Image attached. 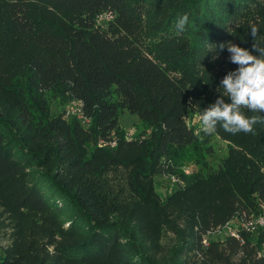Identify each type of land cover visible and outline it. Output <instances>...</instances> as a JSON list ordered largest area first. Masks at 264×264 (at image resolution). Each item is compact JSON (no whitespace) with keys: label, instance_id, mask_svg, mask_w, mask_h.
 <instances>
[{"label":"trees","instance_id":"16d2710c","mask_svg":"<svg viewBox=\"0 0 264 264\" xmlns=\"http://www.w3.org/2000/svg\"><path fill=\"white\" fill-rule=\"evenodd\" d=\"M252 26L264 46L261 0H0V207L16 230L0 264H264V228L200 242L259 213L264 122L255 134L190 125L239 67L218 45L259 55ZM48 99L63 110L52 114ZM72 102L86 122L66 116ZM125 113L140 125L134 138ZM216 139L227 145L213 168ZM119 170L126 194L108 176ZM161 173L184 187L162 199ZM163 228L175 234L166 251ZM33 230L48 237L40 246L31 236L37 257L17 245Z\"/></svg>","mask_w":264,"mask_h":264},{"label":"clouds","instance_id":"9594fccd","mask_svg":"<svg viewBox=\"0 0 264 264\" xmlns=\"http://www.w3.org/2000/svg\"><path fill=\"white\" fill-rule=\"evenodd\" d=\"M188 20L187 14L179 18L177 29L184 31ZM250 29L254 39L252 49L259 53L258 56L232 41L218 45L221 51L227 48L231 53L230 61L239 67L221 81L220 87L226 96L222 94L202 113L203 132L207 135L213 134L218 125L231 134H255L254 125L264 122V116L249 117L241 112L243 107L251 112L264 113V46L257 42L258 28L252 26ZM224 97H228L230 102H226Z\"/></svg>","mask_w":264,"mask_h":264},{"label":"rangeland","instance_id":"374dc122","mask_svg":"<svg viewBox=\"0 0 264 264\" xmlns=\"http://www.w3.org/2000/svg\"><path fill=\"white\" fill-rule=\"evenodd\" d=\"M264 2V0H261ZM107 17L100 16L99 19L105 21ZM50 106H51V113L52 114H58L63 110V106H60L58 101H54L52 99H48ZM71 106V103H67L64 108L68 109ZM120 125L124 130L126 131L128 138H134L136 134L138 133V128L140 129V125L137 122V117L135 115H131L129 113H125L120 118ZM190 125H193L195 129H203V125L201 123V117L197 114L193 115L191 118ZM149 134V133H148ZM143 138V137H141ZM103 145V144H101ZM215 147H216V157L209 160V163L213 168H215L218 164L219 158L223 157L225 150H226V141H220L219 139L215 140ZM194 170L193 165L184 166L182 171L189 175ZM110 177V182L114 186V189H122V193H127V188L125 186L124 180H125V173L123 170L119 171H113V174L108 175ZM174 178V180L172 179ZM155 190L158 193V195L163 199L167 196L171 195L174 191L182 189L184 187V180L177 175L176 173H172L171 175L168 173H161L159 176L155 177ZM129 194L126 196L128 197ZM255 215V214H250ZM67 225H65L66 227ZM231 227L233 229L238 228V220L234 218L231 222ZM197 230V228H194ZM16 232L15 227L13 225V222L9 218V215H7L5 212L2 211V208L0 207V254L3 253L6 249L12 247L15 240L14 233ZM247 233V232H243ZM34 235L35 241L38 242L40 246H44L47 242L48 237L42 233L41 231L36 232V230H33L32 232H27L24 234L21 239L18 242L19 247L26 248L30 255H34L37 257L38 254V246L35 243H29L31 240V236ZM228 237V230H224L220 233H214L210 235L209 240H222ZM56 241L58 242V239H60L58 236H55ZM175 242V234L171 231H169L166 228H163L161 233V240L158 242L160 244V247L162 250L166 251L167 248H169L171 245H173ZM54 245H46L47 251L52 254L53 253ZM40 255V254H39ZM198 259H202L203 257L200 255H197ZM45 264H50L49 260H46Z\"/></svg>","mask_w":264,"mask_h":264},{"label":"built area","instance_id":"2783aa9c","mask_svg":"<svg viewBox=\"0 0 264 264\" xmlns=\"http://www.w3.org/2000/svg\"><path fill=\"white\" fill-rule=\"evenodd\" d=\"M66 116L68 117H75L76 119L80 120L82 123L86 122V118L83 115V112L80 108V106L72 102L71 106L67 109L66 111ZM115 145V142H111V146ZM174 180V178H172ZM259 213L255 215H250L247 219L243 218L242 216H235L238 220V228L233 229L231 227V222L234 218L229 220L228 222L225 223V225L220 226L216 228V230H209L206 232V234L202 235L201 238V245L203 248H207L209 244V237L210 235L214 233H220L224 230H228V236L234 237V238H239V232H247V233H252L256 231L258 228H264V202H259Z\"/></svg>","mask_w":264,"mask_h":264}]
</instances>
